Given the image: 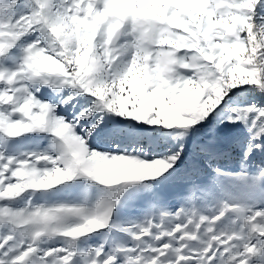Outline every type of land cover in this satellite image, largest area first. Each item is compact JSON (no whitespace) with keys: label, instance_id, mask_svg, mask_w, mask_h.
<instances>
[{"label":"snow or ice","instance_id":"snow-or-ice-1","mask_svg":"<svg viewBox=\"0 0 264 264\" xmlns=\"http://www.w3.org/2000/svg\"><path fill=\"white\" fill-rule=\"evenodd\" d=\"M0 264H264V0H0Z\"/></svg>","mask_w":264,"mask_h":264},{"label":"rangeland","instance_id":"rangeland-1","mask_svg":"<svg viewBox=\"0 0 264 264\" xmlns=\"http://www.w3.org/2000/svg\"><path fill=\"white\" fill-rule=\"evenodd\" d=\"M191 149L193 156L196 155V142L191 143ZM261 157H257L259 161ZM231 164L233 161H227ZM197 179L196 176L189 174L184 169L181 170V173L177 175L172 181L164 185L159 191V197L169 205H176L178 201L181 200L182 196L186 193L189 188V181ZM202 179V177H200Z\"/></svg>","mask_w":264,"mask_h":264}]
</instances>
